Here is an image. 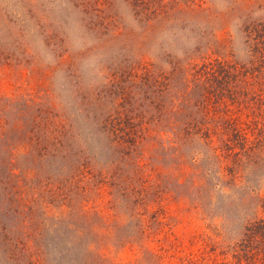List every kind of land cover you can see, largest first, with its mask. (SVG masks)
Returning <instances> with one entry per match:
<instances>
[{
	"label": "rangeland",
	"instance_id": "obj_1",
	"mask_svg": "<svg viewBox=\"0 0 264 264\" xmlns=\"http://www.w3.org/2000/svg\"><path fill=\"white\" fill-rule=\"evenodd\" d=\"M263 218L264 0H0V264H239Z\"/></svg>",
	"mask_w": 264,
	"mask_h": 264
},
{
	"label": "trees",
	"instance_id": "obj_2",
	"mask_svg": "<svg viewBox=\"0 0 264 264\" xmlns=\"http://www.w3.org/2000/svg\"><path fill=\"white\" fill-rule=\"evenodd\" d=\"M260 96L258 94V99ZM234 258L239 264H264V218L248 230L246 239L235 250Z\"/></svg>",
	"mask_w": 264,
	"mask_h": 264
}]
</instances>
